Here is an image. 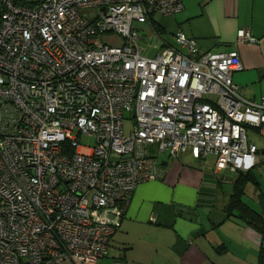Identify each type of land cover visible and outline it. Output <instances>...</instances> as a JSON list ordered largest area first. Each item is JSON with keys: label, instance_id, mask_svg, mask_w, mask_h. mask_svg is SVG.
Here are the masks:
<instances>
[{"label": "built area", "instance_id": "1", "mask_svg": "<svg viewBox=\"0 0 264 264\" xmlns=\"http://www.w3.org/2000/svg\"><path fill=\"white\" fill-rule=\"evenodd\" d=\"M183 8L0 0V264L97 263L136 186L164 175L159 153L255 166L264 97L239 94L236 50L201 52L182 31L163 45L155 15ZM236 40L256 41L245 28Z\"/></svg>", "mask_w": 264, "mask_h": 264}, {"label": "crops", "instance_id": "2", "mask_svg": "<svg viewBox=\"0 0 264 264\" xmlns=\"http://www.w3.org/2000/svg\"><path fill=\"white\" fill-rule=\"evenodd\" d=\"M182 2V11L154 19L163 45H175V34L182 31L198 42L201 52L236 50L242 69L233 71L232 79L240 95L259 102L264 97V0ZM243 28L255 42L236 40ZM146 34L154 44L153 31ZM209 157L212 166L206 164ZM158 160L164 175L136 186L107 255L95 264H257L261 235L236 210L227 216L225 208L238 172L216 170L212 155L196 159L184 153ZM256 181L245 185L242 201L264 212V190ZM248 184L255 188L258 209L244 200Z\"/></svg>", "mask_w": 264, "mask_h": 264}, {"label": "trees", "instance_id": "3", "mask_svg": "<svg viewBox=\"0 0 264 264\" xmlns=\"http://www.w3.org/2000/svg\"><path fill=\"white\" fill-rule=\"evenodd\" d=\"M153 27L157 32H161V27L154 19ZM237 172V178L233 183V189L225 207L227 216L232 215L233 210H236L237 217L261 235V245L258 252L257 264H264V212L255 211L242 201L245 185L248 182L255 184L258 182L256 181V176L252 169Z\"/></svg>", "mask_w": 264, "mask_h": 264}, {"label": "rangeland", "instance_id": "4", "mask_svg": "<svg viewBox=\"0 0 264 264\" xmlns=\"http://www.w3.org/2000/svg\"><path fill=\"white\" fill-rule=\"evenodd\" d=\"M185 2V0H183ZM190 2H196V0H187ZM159 17H164V16H159L155 15L154 19H159ZM163 38H169L167 34H163ZM153 55V53H151ZM125 121H124V132L127 134L130 130L131 127V120H130V114L125 113L124 115ZM249 140L252 141L256 147L258 152L256 153V165L252 168L253 172L255 173L256 177L260 181V186L261 189L264 190V137L259 136L256 134V132L249 131ZM82 145H86V141L84 139L81 140L80 142ZM164 155L163 154H158L157 158L161 159ZM187 156V154H185ZM207 165L212 166L213 162L211 161V158H207ZM255 188L253 185L248 184L246 193L244 195V200L249 203L251 206L254 208L258 209V204L257 200L254 195Z\"/></svg>", "mask_w": 264, "mask_h": 264}]
</instances>
